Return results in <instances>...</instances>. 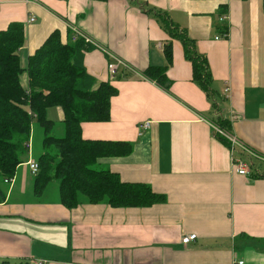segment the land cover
<instances>
[{
  "label": "crops",
  "instance_id": "1",
  "mask_svg": "<svg viewBox=\"0 0 264 264\" xmlns=\"http://www.w3.org/2000/svg\"><path fill=\"white\" fill-rule=\"evenodd\" d=\"M225 13L227 38L219 21ZM159 14L206 57L217 107L194 83L182 41L170 38ZM30 18L35 22L29 23ZM12 23L24 25L23 70L54 33L74 46L76 28L93 41H82L79 64L94 90L109 82L118 94L111 100V120L83 123L82 136L131 143V155L101 159L99 167L117 173L123 182L146 184L166 200L142 208L84 201L68 209L60 203L58 185L35 196V176L23 163L18 180L7 189L0 186V264H264L261 0H0V31ZM169 42L173 63L166 91L143 72L166 65ZM104 50L138 74L122 72L111 82ZM21 81L29 87L26 73ZM58 109L61 114L55 108L48 112L55 128V120L64 121ZM223 121L262 159L253 160L249 176L235 173L230 149L214 136L213 126ZM145 122L151 127L141 130ZM55 128L54 136L62 137L64 130L56 135ZM35 134L34 127L31 158L37 162ZM190 235L196 241L184 245L183 237Z\"/></svg>",
  "mask_w": 264,
  "mask_h": 264
},
{
  "label": "trees",
  "instance_id": "2",
  "mask_svg": "<svg viewBox=\"0 0 264 264\" xmlns=\"http://www.w3.org/2000/svg\"><path fill=\"white\" fill-rule=\"evenodd\" d=\"M261 1L264 9V0ZM158 18L171 39L182 41L185 57L193 66L194 83L217 107L206 57L198 52L196 42L166 20L165 15L159 14ZM225 29L222 28V34ZM227 32L229 35V29ZM24 44L23 24L12 23L7 30L0 31V174L3 179L13 178L24 163L23 158L29 155L27 146L32 144L34 127L38 125L43 132L44 153L37 159L39 173L33 189L36 197H41L56 182L60 203L68 209L79 207L84 201L106 203L114 208H142L165 202V196L148 185L123 182L117 173L99 167L101 159L131 155V143L83 138V123L111 120V100L118 94L109 82L93 89V81L79 64V51L84 43L80 40L73 46L62 42L60 35L54 33L30 57L27 70L20 67L19 51ZM164 53L166 65L149 67L143 77L169 91L167 71L173 63L172 42L165 45ZM24 73L29 79L28 88L21 81ZM52 108H61L64 112L62 137L53 134L55 124L48 118ZM219 127L228 130L229 124L223 121ZM217 138L229 148L225 139Z\"/></svg>",
  "mask_w": 264,
  "mask_h": 264
},
{
  "label": "built area",
  "instance_id": "3",
  "mask_svg": "<svg viewBox=\"0 0 264 264\" xmlns=\"http://www.w3.org/2000/svg\"><path fill=\"white\" fill-rule=\"evenodd\" d=\"M220 23L224 25V27L227 29H225V33L223 32L222 37L223 38H227L228 37V29H229V15L228 14H223L220 17ZM35 22V18H30L29 23H33ZM74 34L72 37V42L73 43H77L80 40L84 41L86 44H93V41L88 38L87 36H85L84 34H82L81 32H79L76 28H73ZM104 52L108 55L109 57V64H108V71H109V76H110V81H114L118 75L121 73V70L123 69V72H128L131 74H138L129 64H127L125 61L115 57L114 55H112L111 53H109L108 51L104 50ZM225 92L227 94L230 93V88L228 87ZM151 127V123L150 122H145L144 124H142L140 126L141 130H148ZM214 129V136L217 137H221L223 139H225L227 141V143L229 144V149L231 151L232 154V161H233V169L235 171V173H237L240 176H249L252 174V169L254 167V159H261L259 156L253 154L251 152V150L240 140L238 139L236 136H234L231 132H229L228 130L222 129L219 126H213ZM28 150H29V161L26 163V165L30 168L31 173L34 176H37V174L39 173V165L36 161H34L31 158V154H32V144L29 143V145L27 146ZM262 160V159H261ZM6 182H8L6 180ZM197 236L196 235H190V236H184L182 239V242L184 245H188L194 241H196ZM32 264H48V262L46 261H34ZM233 264H246L245 261L243 260H239L237 262H234Z\"/></svg>",
  "mask_w": 264,
  "mask_h": 264
},
{
  "label": "rangeland",
  "instance_id": "4",
  "mask_svg": "<svg viewBox=\"0 0 264 264\" xmlns=\"http://www.w3.org/2000/svg\"><path fill=\"white\" fill-rule=\"evenodd\" d=\"M123 71H124V70L122 69V70H121V73H122ZM55 112H59V113L61 114V111H60V109H58V108H55ZM55 123H56V128H55L56 131H55V134H56V135H63V132H62V131L64 130V125L61 124V123H63V122H61V119H60V120H55ZM35 126H36V127H35V130H36V134H35L36 143H35V149H34V156H35L36 159H38V158L40 157V155H41L42 153H44V148H43V145H42L43 132H42V129H41L38 125H35ZM60 132H61L62 134H60ZM29 158H30V157H28V155L25 156V157L23 158L24 163H27V162L29 161ZM16 174H17V173H16ZM16 174H15V176H14L13 178L6 179V180L8 181V184L6 183V180H4L3 177H2V175L0 174V186H3L5 189H7V188H8L7 185H13V184L18 180ZM26 175H27V177H30V176H31V175H29L28 172H27ZM26 175H25V177H26ZM21 176H22V175H21ZM21 176H20V179H21ZM1 177H2V178H1ZM22 177H24V176H22ZM32 184L34 185L33 177H32ZM53 184H55V186L58 185V183L54 182V183H52L50 186H52Z\"/></svg>",
  "mask_w": 264,
  "mask_h": 264
}]
</instances>
